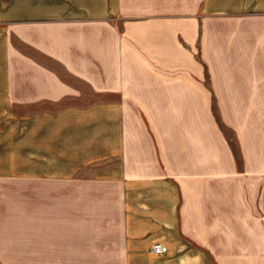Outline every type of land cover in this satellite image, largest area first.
I'll use <instances>...</instances> for the list:
<instances>
[{
  "label": "crops",
  "instance_id": "crops-1",
  "mask_svg": "<svg viewBox=\"0 0 264 264\" xmlns=\"http://www.w3.org/2000/svg\"><path fill=\"white\" fill-rule=\"evenodd\" d=\"M0 264H264V0H0Z\"/></svg>",
  "mask_w": 264,
  "mask_h": 264
},
{
  "label": "built area",
  "instance_id": "built-area-1",
  "mask_svg": "<svg viewBox=\"0 0 264 264\" xmlns=\"http://www.w3.org/2000/svg\"><path fill=\"white\" fill-rule=\"evenodd\" d=\"M165 247L162 245H156L155 247H153V251H154V253H157V254H160V253L163 254V253H165V250H166Z\"/></svg>",
  "mask_w": 264,
  "mask_h": 264
}]
</instances>
